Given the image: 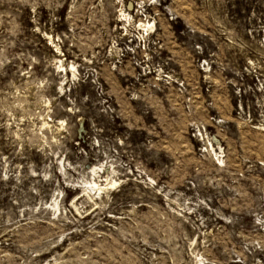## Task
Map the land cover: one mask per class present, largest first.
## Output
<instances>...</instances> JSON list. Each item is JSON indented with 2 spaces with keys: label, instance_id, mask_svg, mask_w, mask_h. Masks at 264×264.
<instances>
[{
  "label": "rangeland",
  "instance_id": "1",
  "mask_svg": "<svg viewBox=\"0 0 264 264\" xmlns=\"http://www.w3.org/2000/svg\"><path fill=\"white\" fill-rule=\"evenodd\" d=\"M0 264H264V0H0Z\"/></svg>",
  "mask_w": 264,
  "mask_h": 264
},
{
  "label": "bare ground",
  "instance_id": "2",
  "mask_svg": "<svg viewBox=\"0 0 264 264\" xmlns=\"http://www.w3.org/2000/svg\"><path fill=\"white\" fill-rule=\"evenodd\" d=\"M162 23V22H161ZM163 25V24H162ZM164 27V26H163Z\"/></svg>",
  "mask_w": 264,
  "mask_h": 264
}]
</instances>
